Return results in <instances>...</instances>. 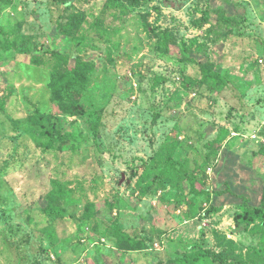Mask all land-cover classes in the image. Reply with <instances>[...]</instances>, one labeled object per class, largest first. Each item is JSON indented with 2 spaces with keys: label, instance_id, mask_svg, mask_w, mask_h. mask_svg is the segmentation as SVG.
Instances as JSON below:
<instances>
[{
  "label": "rangeland",
  "instance_id": "rangeland-1",
  "mask_svg": "<svg viewBox=\"0 0 264 264\" xmlns=\"http://www.w3.org/2000/svg\"><path fill=\"white\" fill-rule=\"evenodd\" d=\"M240 194L264 204V0H0V264H264Z\"/></svg>",
  "mask_w": 264,
  "mask_h": 264
},
{
  "label": "trees",
  "instance_id": "trees-1",
  "mask_svg": "<svg viewBox=\"0 0 264 264\" xmlns=\"http://www.w3.org/2000/svg\"><path fill=\"white\" fill-rule=\"evenodd\" d=\"M225 23V24H224ZM223 25H227L229 26V23H227L225 20H221L220 23L216 24V25H212V27L209 30L210 35H214L216 37H219V35L221 34L220 28ZM216 34V35H215ZM166 41H164L165 43ZM195 43V41L193 42ZM72 71H69L68 73H63L62 71L60 72V77L59 78H55L53 80V88L58 92H60L63 88V86H70L72 87V85H78L80 87H82V82H81V74L82 72V64H78L76 67L72 68ZM202 70V74L204 76V78H212L211 74H210V68L209 67H205L202 66L201 67ZM71 91H73L72 89H70ZM63 91V90H62ZM82 105H77L75 107V112H79L82 113L85 111V109L82 107ZM89 114L93 117V121H92V136L94 138V141L96 142V144L98 145V147L100 149H102L103 147V143H102V136L99 132V126H100V120L101 117L100 115H98L96 113V110H91L89 111ZM48 134H51V139L52 138H57L56 134L52 131H48ZM60 138V137H59ZM103 150V149H102ZM161 179V178H160ZM197 181V179L192 176L190 179V183H191V187H192V191L194 192V194L196 195H205V193H207L208 195H210V190L204 192V190L199 191L200 189L197 188V185L195 184V182ZM228 190L230 191V189L228 188ZM223 191H217V195L218 193H222ZM226 192V191H225ZM57 191H52L51 192V196H57L56 195ZM238 198L241 200V205L243 207V213L241 214L242 218L244 219H254V218H260L263 222H264V204L263 206H257L254 207L251 205V202L249 200V198L245 197L244 195H238ZM200 255H207L208 253L206 252H200ZM208 255H213L214 259L216 260H225L224 257L222 256H218L215 252L211 251ZM195 260H199V255H194V257L192 258V261Z\"/></svg>",
  "mask_w": 264,
  "mask_h": 264
}]
</instances>
